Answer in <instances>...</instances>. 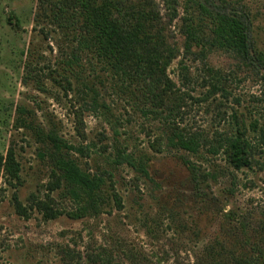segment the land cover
I'll use <instances>...</instances> for the list:
<instances>
[{"label": "rangeland", "instance_id": "obj_1", "mask_svg": "<svg viewBox=\"0 0 264 264\" xmlns=\"http://www.w3.org/2000/svg\"><path fill=\"white\" fill-rule=\"evenodd\" d=\"M145 1L159 15L170 60L154 104L136 63L118 69L84 50L73 69L65 65L77 46L76 0H60L75 18L62 25L46 2L0 0V264H235L232 254L241 253L246 264H264V157L255 132L264 72L227 50L185 49L194 0ZM229 1L249 15L253 45L264 51V0ZM18 106L30 113L17 119ZM23 121L58 133L80 150V166L104 179L83 216H69L81 205L64 195L46 146ZM174 131L198 138L199 152L167 147ZM237 135L253 145L241 169L225 149L213 152ZM10 149L18 178L4 168ZM183 159L197 168L198 187Z\"/></svg>", "mask_w": 264, "mask_h": 264}, {"label": "trees", "instance_id": "obj_2", "mask_svg": "<svg viewBox=\"0 0 264 264\" xmlns=\"http://www.w3.org/2000/svg\"><path fill=\"white\" fill-rule=\"evenodd\" d=\"M40 1L49 5L52 17L59 25L63 22L79 24L77 46L65 62L69 69L78 65V53L84 50L94 52L97 57L118 69L136 63L142 70L144 97L152 104L163 99L161 84L170 60L166 56L163 57L165 37L159 28V15L155 9L147 6L145 0H76L78 19L75 22V18L67 16L60 0ZM194 1L197 5V15L185 19L182 26L185 49L190 51L194 47L204 48L209 45L227 50L236 55L245 66L258 73L264 72V51L253 45L252 21L249 15L240 11L229 0ZM16 113L19 119L30 111L18 106ZM23 125L21 127L30 129L46 146L42 156L49 159L53 170L63 181L64 195L81 205L79 213H70L69 216L74 218L83 216L88 209L87 205L94 203L102 190L104 179L84 170L73 156V151L80 150L69 144L58 133L46 131L31 121H23ZM255 127L258 146L262 149L264 157V114L262 122L256 123ZM166 146L195 154L201 148V141L174 131L167 136ZM252 146L251 142L237 135L227 138L225 142L220 141L213 152L218 153L225 149L233 167L241 169L251 165ZM182 161L188 168L191 182L198 187L197 168L187 159ZM4 168L10 176L18 178L19 166L15 162L12 149L9 150ZM138 170L149 176L146 162L139 163ZM14 199L17 203V211L23 215L25 209L16 197ZM49 213H51L49 217H55L57 214V212ZM243 255L246 254H232L233 263L250 262ZM102 264L107 263L102 262Z\"/></svg>", "mask_w": 264, "mask_h": 264}]
</instances>
